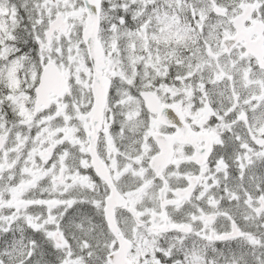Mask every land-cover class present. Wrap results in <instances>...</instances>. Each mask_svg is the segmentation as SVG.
<instances>
[{"label": "snow or ice", "instance_id": "6c2138e0", "mask_svg": "<svg viewBox=\"0 0 264 264\" xmlns=\"http://www.w3.org/2000/svg\"><path fill=\"white\" fill-rule=\"evenodd\" d=\"M0 264H264V0H0Z\"/></svg>", "mask_w": 264, "mask_h": 264}]
</instances>
